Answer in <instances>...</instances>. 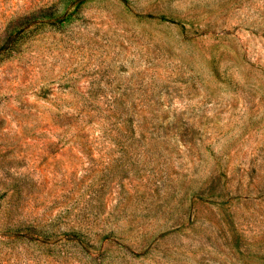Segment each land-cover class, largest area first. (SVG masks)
<instances>
[{
    "label": "rangeland",
    "instance_id": "374dc122",
    "mask_svg": "<svg viewBox=\"0 0 264 264\" xmlns=\"http://www.w3.org/2000/svg\"><path fill=\"white\" fill-rule=\"evenodd\" d=\"M0 264H264V0H0Z\"/></svg>",
    "mask_w": 264,
    "mask_h": 264
}]
</instances>
